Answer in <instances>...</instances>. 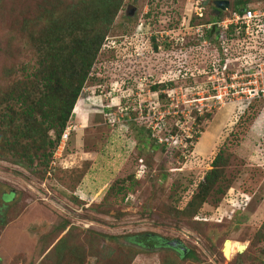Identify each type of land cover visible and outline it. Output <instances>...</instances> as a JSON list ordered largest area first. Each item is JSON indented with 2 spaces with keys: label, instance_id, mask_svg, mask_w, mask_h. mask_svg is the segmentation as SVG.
Masks as SVG:
<instances>
[{
  "label": "rangeland",
  "instance_id": "374dc122",
  "mask_svg": "<svg viewBox=\"0 0 264 264\" xmlns=\"http://www.w3.org/2000/svg\"><path fill=\"white\" fill-rule=\"evenodd\" d=\"M54 1L0 0V87L38 60L22 24ZM228 1H122L49 161L0 159V264H264V95L209 97L216 69L258 63L231 46L218 67L203 30ZM217 155L221 179L185 214Z\"/></svg>",
  "mask_w": 264,
  "mask_h": 264
},
{
  "label": "trees",
  "instance_id": "16d2710c",
  "mask_svg": "<svg viewBox=\"0 0 264 264\" xmlns=\"http://www.w3.org/2000/svg\"><path fill=\"white\" fill-rule=\"evenodd\" d=\"M65 1L56 0L51 3V7L37 3L33 18L23 21L22 26L31 25L34 30L37 29L36 39L34 35L31 38L38 41V46L35 47L38 48V60L33 64H21V74L25 68L24 80H8L0 87V159L9 155L21 162L33 163L37 157H41L45 163L49 161L59 145L72 111L74 112L73 107L89 78L105 36L123 4V0ZM235 1L230 13H241L249 7L264 11L261 0H255L257 4L254 1L249 3V0ZM219 18V15H213L212 21ZM261 27H264V21L256 18L252 21L249 35L233 36L229 29L222 32L221 38L214 36L215 26L208 28V42L216 43L219 49H223L221 53H217L218 64L226 60L229 52L223 51L225 48V51H231V46H234L237 54L245 52L254 55L253 61H264L262 47L255 44L256 40L253 42L254 35L261 31ZM167 38L168 36L162 42L168 44ZM194 38L199 41L198 37ZM154 39L152 37L153 47L156 49L159 41ZM44 49H48L46 53L43 52ZM14 70L10 66L5 67V79ZM172 84L173 81L164 83L165 86ZM221 160L222 156L220 158L217 155L210 168L196 183L188 207L184 210L185 214H191L195 210V206L189 207L190 202L197 199L202 201L213 184L221 179ZM60 249L55 247L54 251L61 255Z\"/></svg>",
  "mask_w": 264,
  "mask_h": 264
},
{
  "label": "built area",
  "instance_id": "2783aa9c",
  "mask_svg": "<svg viewBox=\"0 0 264 264\" xmlns=\"http://www.w3.org/2000/svg\"><path fill=\"white\" fill-rule=\"evenodd\" d=\"M200 14H198L199 16ZM256 18H264V11L256 8H246L241 13L233 12L228 15H223L221 18L211 21V25L203 30L207 33V29L215 26L216 37L221 38L222 32L229 29L232 30L233 36L240 34L247 36L250 34L252 21ZM196 26H203L195 24L194 34L195 37L200 38V29ZM219 65V64H218ZM221 64L218 66L220 67ZM217 67V68H218ZM227 67L216 69V73L211 78L212 87L209 88L212 94L209 97L217 100L218 102L224 99L230 101L236 97L243 99H251L256 96L264 95V61H258L253 66L243 67L239 70L229 71ZM215 77V81H213ZM210 107V105L208 106Z\"/></svg>",
  "mask_w": 264,
  "mask_h": 264
},
{
  "label": "water",
  "instance_id": "95a60500",
  "mask_svg": "<svg viewBox=\"0 0 264 264\" xmlns=\"http://www.w3.org/2000/svg\"><path fill=\"white\" fill-rule=\"evenodd\" d=\"M213 5H214L215 12H219V10H223L229 6V1L228 0H214Z\"/></svg>",
  "mask_w": 264,
  "mask_h": 264
},
{
  "label": "flooded vegetation",
  "instance_id": "af4514ba",
  "mask_svg": "<svg viewBox=\"0 0 264 264\" xmlns=\"http://www.w3.org/2000/svg\"><path fill=\"white\" fill-rule=\"evenodd\" d=\"M173 244L180 247V245H178V241H176V240L173 241Z\"/></svg>",
  "mask_w": 264,
  "mask_h": 264
},
{
  "label": "bare ground",
  "instance_id": "6f19581e",
  "mask_svg": "<svg viewBox=\"0 0 264 264\" xmlns=\"http://www.w3.org/2000/svg\"><path fill=\"white\" fill-rule=\"evenodd\" d=\"M227 242V241H226Z\"/></svg>",
  "mask_w": 264,
  "mask_h": 264
}]
</instances>
